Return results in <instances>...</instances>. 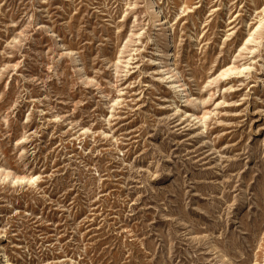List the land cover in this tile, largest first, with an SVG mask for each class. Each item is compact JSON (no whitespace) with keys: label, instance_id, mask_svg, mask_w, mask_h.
<instances>
[{"label":"rangeland","instance_id":"rangeland-1","mask_svg":"<svg viewBox=\"0 0 264 264\" xmlns=\"http://www.w3.org/2000/svg\"><path fill=\"white\" fill-rule=\"evenodd\" d=\"M0 264H264V0H0Z\"/></svg>","mask_w":264,"mask_h":264},{"label":"bare ground","instance_id":"bare-ground-1","mask_svg":"<svg viewBox=\"0 0 264 264\" xmlns=\"http://www.w3.org/2000/svg\"><path fill=\"white\" fill-rule=\"evenodd\" d=\"M158 17V16H157ZM159 18V17H158ZM164 21H166L165 19H164ZM163 22V21H162ZM167 25V23L166 22H163L162 23V25L161 26H163V27H165ZM159 64V62H157V61H155V64H154V66H156V65H158ZM177 89L179 90V89H182V86H179V87H177ZM183 90V89H182ZM181 91V90H180ZM183 92V91H182Z\"/></svg>","mask_w":264,"mask_h":264}]
</instances>
